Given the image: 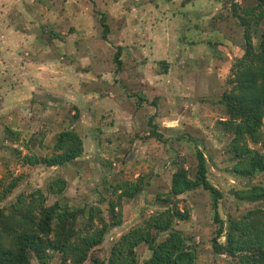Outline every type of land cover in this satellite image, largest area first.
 Masks as SVG:
<instances>
[{
    "label": "rangeland",
    "instance_id": "374dc122",
    "mask_svg": "<svg viewBox=\"0 0 264 264\" xmlns=\"http://www.w3.org/2000/svg\"><path fill=\"white\" fill-rule=\"evenodd\" d=\"M256 3L0 0V208L39 189L47 205L95 206L109 223L107 201L117 202L121 192L114 193V187L141 180V193L123 196L115 209L121 223L108 228L86 260L106 264L123 234L164 210L179 166L195 176L197 150L207 160L209 181L222 193L218 212L225 222L264 208V198L251 202L234 193L264 186V172L252 177L231 172L237 162L228 151L233 135L222 129L227 116L219 102L245 49L233 9L241 13ZM101 15L109 28L106 38ZM117 47L122 48L119 67ZM65 129L82 140L75 161L52 167L22 161L25 155H51L56 136ZM249 146L261 150L260 144ZM56 177L67 183L61 194L48 190ZM14 178L15 186L5 192ZM176 204L190 214L175 227L195 245V264H233L230 257L213 254L217 226L208 191H188ZM134 251L136 264L151 254L145 243ZM31 263L42 264L35 257ZM47 264H60L59 253Z\"/></svg>",
    "mask_w": 264,
    "mask_h": 264
},
{
    "label": "trees",
    "instance_id": "16d2710c",
    "mask_svg": "<svg viewBox=\"0 0 264 264\" xmlns=\"http://www.w3.org/2000/svg\"><path fill=\"white\" fill-rule=\"evenodd\" d=\"M256 1L255 6L242 8L241 13L233 9V15L243 28L245 49L234 62L227 82L229 87L219 99L227 116L220 122L222 129L233 135L228 151L237 159L231 172L239 177L264 172V0ZM100 22L102 36L106 38L109 28L104 15L100 16ZM255 35H258L257 44L253 42ZM121 50V47L116 49L118 67ZM249 143L260 144L261 150L251 148ZM82 151L79 134L65 129L56 136L51 155H25L22 161L30 165L63 166L75 161ZM196 161L193 178L183 166L173 172L164 210L123 234L112 245L106 264H136L134 248L140 243H145L151 251L142 264H195V245L175 224L190 217L187 208L177 207V198L198 187L208 191L211 197L213 221L217 226L211 239L213 254L228 256L233 264H264V208H253L241 218H228L225 222L218 212L222 193L209 181L207 160L200 150L196 151ZM16 181L14 178L5 192L10 191ZM141 183V180L119 183L114 187V193L121 192L117 202L107 201L106 212L112 218L109 223L95 206L70 207L59 201L47 205L46 196L39 189L20 194L9 208H0V264H32V257L47 264L54 253H59L60 264H86L90 251L102 243L108 228L121 223V212L115 213V209L120 207L122 197L141 193L144 187ZM66 184L65 179L56 177L48 190L61 194ZM234 193L240 200L258 201L264 198V186L254 184ZM222 236L224 241L220 242ZM92 264L103 263L94 259Z\"/></svg>",
    "mask_w": 264,
    "mask_h": 264
}]
</instances>
